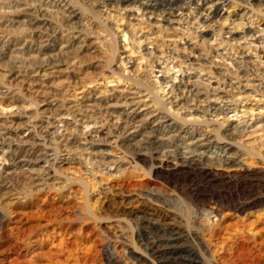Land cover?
<instances>
[{"label":"rangeland","instance_id":"1","mask_svg":"<svg viewBox=\"0 0 264 264\" xmlns=\"http://www.w3.org/2000/svg\"><path fill=\"white\" fill-rule=\"evenodd\" d=\"M168 1L165 22L142 0H68L72 21L41 1L0 0V264H163L147 247L148 221L184 231L180 251L204 264H264V58L254 53L264 49V0ZM238 49L253 58L239 63L241 77ZM179 65L208 76L198 82L206 92L228 90L231 108L170 103ZM150 131L180 150L201 142L208 178L191 166L169 176L181 166L161 164L164 149L140 157Z\"/></svg>","mask_w":264,"mask_h":264},{"label":"bare ground","instance_id":"2","mask_svg":"<svg viewBox=\"0 0 264 264\" xmlns=\"http://www.w3.org/2000/svg\"><path fill=\"white\" fill-rule=\"evenodd\" d=\"M31 1V4L33 3H37L39 1H41L42 3V8L44 7V9H47V8H50V9H54V7L57 8V10H62L65 14L66 17L68 18H71L70 21H72L74 18L76 17H79L78 16V12H76V8L68 2V0H29V3ZM107 2H110L112 1L113 3H118V2H121V0H105ZM142 3L146 6H150L152 7V10L151 11H160V16L163 17L162 21H165V22H168L170 21V17L168 16L169 13H171V9L174 8V5H175V2L173 1H168V0H142ZM39 5V4H38ZM38 7V6H37ZM36 7V8H37ZM12 10V9H11ZM21 10V9H20ZM19 10V11H20ZM24 10V9H23ZM55 10V11H57ZM31 11V10H30ZM28 10V12H26V15H28V18L26 20H28V24L29 26H32L33 29H37V25H38V19H35L33 17H31V12ZM13 12V11H12ZM15 12V11H14ZM17 12V11H16ZM22 12V11H20ZM20 12H18L17 14H15L16 16H19ZM25 12V11H24ZM98 12V10H97ZM40 14V13H39ZM12 17V16H11ZM10 17V18H11ZM117 17V16H116ZM136 17V16H135ZM63 18V17H62ZM11 21H15V22H18V21H21L19 20V17L16 18V17H12ZM77 21V20H76ZM81 21V20H80ZM74 22V21H73ZM68 23V22H67ZM70 23V22H69ZM71 24V23H70ZM35 27V28H34ZM72 27V25H71ZM133 27V26H131ZM24 29V28H22ZM136 29V28H135ZM138 30V29H137ZM86 31V30H85ZM128 31V30H127ZM143 31L140 26H139V32ZM128 33H124V42H127V40L130 39V37H128L127 35ZM136 34V33H135ZM257 34V33H256ZM35 35V34H34ZM40 35V34H39ZM139 35V34H138ZM43 36V35H42ZM41 35L39 37H42ZM140 36V35H139ZM151 37V36H150ZM253 37V36H252ZM153 38V37H152ZM47 39V38H46ZM215 40V39H213ZM45 41V40H44ZM145 42V41H144ZM153 42V41H152ZM254 42V41H253ZM15 44V43H14ZM16 45V44H15ZM156 45V44H155ZM250 45V44H249ZM255 46V44H253ZM259 45V44H258ZM256 45V47H259V50L256 48V51L254 52L259 58H264V49L261 48L262 46H258ZM2 46V45H1ZM70 46V45H68ZM191 46V45H190ZM193 46V45H192ZM13 50L15 51H19V50H24L26 48H21L20 46H13ZM2 48V47H0ZM72 48V47H71ZM245 48V47H244ZM73 49V48H72ZM71 49V50H72ZM237 49V48H236ZM261 49H263L261 51ZM151 50V49H150ZM69 51V50H68ZM73 51V50H72ZM169 52V51H168ZM167 52V53H168ZM217 52V51H216ZM221 52V51H219ZM217 52V53H219ZM250 52H252V50H250ZM64 54V51L61 52ZM66 53V52H65ZM70 53V52H69ZM68 53V55H69ZM72 53V52H71ZM70 53V55H71ZM87 53V52H85ZM172 53V52H171ZM225 52H222L221 54H224ZM34 54V53H33ZM55 54V53H54ZM146 54V53H145ZM155 54V52L153 50L149 51V53L147 54V57H149L150 55H153ZM157 54V53H156ZM193 54V53H192ZM76 55V54H75ZM173 55V54H172ZM195 55V54H194ZM220 55V54H218ZM234 55V54H233ZM251 53L250 54H247L245 51L243 50H237L235 52V56L232 57V63L234 64V68H236V74L237 76L241 77V76H245V73L244 75H241L239 74V69L240 66H239V63H250L251 60H253V58H251ZM13 56V55H12ZM56 55H54L55 57ZM22 57V56H21ZM27 57V56H25ZM29 57V56H28ZM27 57V58H28ZM88 57V56H87ZM172 57V56H171ZM196 58H198L199 56H194ZM76 58V57H75ZM177 58V57H176ZM23 59V58H22ZM43 59V58H42ZM52 59V58H51ZM50 59V60H51ZM57 59V57H56ZM49 60V59H48ZM49 62L47 61L46 64H41V65H37L35 66V71H37L36 73L34 74H38L40 73L42 70H48L50 68H54V67H57L58 65H60L59 61H62V59H57L58 63L57 62ZM63 60H65L63 58ZM212 60V59H211ZM220 61V60H219ZM11 62V61H10ZM157 62V61H156ZM189 62V61H188ZM212 62V61H211ZM158 63V62H157ZM194 63V62H193ZM29 64V63H27ZM245 66H248L249 64H247ZM170 65V64H169ZM232 65V64H231ZM241 65V64H240ZM144 66V65H143ZM196 66V65H195ZM258 66V65H257ZM23 67V66H22ZM166 67V66H165ZM169 68L166 69V72L170 69L171 66H168ZM183 66L179 65V68L180 70H182V74L180 77H178V74L175 75L174 77V81L172 83V86H171V91L169 93H171V102H174L176 104H191L194 103V106L193 107H188V110H192L193 108L197 109V107H199V103H205V104H208V105H205V106H208V108H211V109H214L215 106L214 104L216 103H219V100H221V102H224L223 103V107H225L226 109H230L231 108V104H233V101L232 99H229L230 97L228 96V90H224V88H217L216 85L214 87V85L211 87V90H208L210 91V94L209 92L204 89H202V87L200 86V83L198 82H202V83H206V80L208 81H211L209 80V77H203L202 73H200V76H198L199 78L196 79L194 75H187V74H184L186 70H183L182 69ZM230 67V66H229ZM242 67V66H241ZM250 67V66H249ZM60 68V67H59ZM56 69V68H55ZM54 69V70H55ZM140 69V68H139ZM248 67H244V69L242 71H245L247 70ZM252 69V68H251ZM205 70V69H204ZM137 71V70H136ZM207 71V70H206ZM130 72V71H129ZM263 72V71H262ZM165 73V74H166ZM264 74V73H263ZM39 75V74H38ZM262 75V73H261ZM34 76V75H33ZM236 76V75H235ZM236 76V78H237ZM201 77V78H200ZM262 77H264L262 75ZM158 78V77H157ZM180 78V79H179ZM244 78V77H242ZM247 78V77H245ZM176 79H179V81H175ZM264 79V78H262ZM38 82V81H37ZM40 83V82H39ZM209 83V82H207ZM230 84V83H229ZM245 84V83H244ZM243 84V85H244ZM263 84V87H264V81L262 80H259V85ZM209 85V84H208ZM238 85V84H237ZM210 86V85H209ZM232 86V85H231ZM158 87V86H157ZM204 87V86H203ZM206 87V86H205ZM238 87V86H237ZM243 87V86H242ZM258 87V86H257ZM260 87V86H259ZM208 88V87H207ZM245 88V87H244ZM250 89V88H249ZM258 89V88H257ZM237 90V89H236ZM242 90V89H241ZM245 91V90H244ZM234 92V91H233ZM242 92V91H241ZM263 92V91H262ZM209 94V95H208ZM230 94V93H229ZM236 94V93H235ZM239 94V93H238ZM233 95V94H232ZM250 95V94H249ZM231 96V95H230ZM235 96V95H234ZM240 96V95H239ZM242 96V94H241ZM210 97H212L210 99ZM155 98V97H154ZM238 98V97H237ZM256 98V97H255ZM235 100V99H234ZM134 102V101H132ZM136 102V101H135ZM169 102V101H168ZM139 103V102H138ZM148 103V102H147ZM235 103V102H234ZM128 104V103H127ZM148 105V104H147ZM138 106V105H137ZM202 106V105H201ZM89 108V107H88ZM200 108V107H199ZM93 110V109H92ZM245 110V109H244ZM129 111V110H128ZM171 111V110H170ZM248 111V110H247ZM252 111V110H251ZM173 112V111H172ZM175 113V112H174ZM245 114V111L243 112ZM86 114V113H85ZM136 114V111L133 110L131 111V117L134 116ZM193 115V114H192ZM85 117V116H84ZM127 117V116H126ZM157 121H159L160 123L165 121L163 120L165 118L164 115H160V114H157ZM136 120V119H135ZM80 121V120H79ZM133 122V121H132ZM65 123V122H64ZM131 122L129 119H123L122 120V123L120 124V128L121 130L123 131H126L129 129V126H130ZM136 125V124H135ZM42 126V125H40ZM87 127V125H85ZM136 128V127H135ZM42 129H45V132H48V129H49V126H43ZM235 129V128H234ZM133 130V129H132ZM211 130V129H210ZM176 132V131H175ZM149 135L147 134L146 135V138L142 139L144 141V143H142V145L140 146V151L138 153H140V157L142 158H146V156H143L145 154H142L143 150L147 151L150 156V158L152 160L156 159V156L154 154H156L155 152L156 151H161V149H164L165 151L163 152H166L164 153L165 157L160 160L159 162H161V164L165 165L166 167L168 168H174L173 166H176V165H179L181 167L179 168H176L174 170V174H170L169 176H172V175H175V174H180V173H184V174H187L188 172L186 170H189L190 172L193 173V178L196 179L198 177L201 178L200 181L203 182V180H205L206 178H208V176H206L205 174H203L202 176L200 175V170L199 168H204L205 166L208 167V164H206L204 162V155L205 154H202V150L199 152V149L200 148L199 146H203V144L200 142H192V143H189L188 142V145H187V150H180L179 148V144L177 142H175L174 140V136H168V137H164L165 135H163V137H160L158 136L154 131H150L148 132ZM146 134V133H145ZM163 134V133H162ZM175 134V133H174ZM176 135V134H175ZM47 137V135H46ZM55 137V136H54ZM93 137V134L92 136ZM173 137V138H172ZM12 138V137H9V139ZM7 139V138H6ZM8 139V140H9ZM203 139V138H202ZM1 141V140H0ZM194 141V140H193ZM6 142V141H5ZM10 143V142H9ZM34 143V142H33ZM92 143V141H91ZM185 143V142H184ZM8 144V143H7ZM38 144V143H37ZM51 144V143H50ZM66 144V143H65ZM181 144V143H180ZM211 144V143H210ZM77 145V144H75ZM139 145V144H138ZM185 145V144H184ZM33 147V146H32ZM172 147V148H171ZM6 148V147H5ZM169 148L173 149V150H170ZM71 149V148H70ZM202 149V148H201ZM216 150V149H215ZM48 151V150H47ZM226 151V150H225ZM46 152V151H45ZM94 152V151H93ZM89 153V152H88ZM146 153V152H145ZM204 153V151H203ZM147 155V154H146ZM51 157V156H50ZM208 157H210L208 155ZM214 157V156H213ZM219 157V156H218ZM216 158V156H215ZM222 158V157H221ZM220 158V159H221ZM74 159V158H73ZM207 159V158H206ZM212 159V158H211ZM218 160V158H216ZM214 159V160H216ZM69 160V159H68ZM94 160V159H93ZM92 160V161H93ZM98 160V159H97ZM213 160V161H214ZM221 161V163H229L231 162L232 160H230V158H227L225 157V159H221L219 160ZM50 162V161H49ZM208 163V162H207ZM206 164V165H205ZM46 165V164H45ZM58 165V164H57ZM60 165V164H59ZM182 166H191V169H186L184 170L182 168ZM210 166V165H209ZM212 166V164H211ZM215 167V166H214ZM41 168V167H40ZM39 168V169H40ZM212 169V168H211ZM210 169V170H211ZM37 171V170H36ZM217 171V170H216ZM41 172V171H40ZM46 172V171H45ZM209 172V170H208ZM210 173V172H209ZM43 174V173H42ZM202 174V173H201ZM168 175V174H167ZM180 176V175H179ZM185 176V175H184ZM261 176V175H260ZM165 178V177H164ZM175 178V177H174ZM192 178V179H193ZM3 179V178H2ZM9 179V178H8ZM240 179V178H239ZM178 181V179H177ZM194 181V180H193ZM199 182V181H198ZM224 182V181H223ZM175 183V182H174ZM207 183H210V181L208 180ZM32 184V183H31ZM42 184V183H41ZM204 184V183H203ZM174 185V184H173ZM187 186H189L187 184ZM198 186V185H197ZM213 186H216V185H213ZM246 186V185H245ZM201 187V186H200ZM184 188V187H183ZM194 188V187H193ZM221 188V187H220ZM220 188H219V191H220ZM235 188V187H234ZM202 189V188H201ZM200 189V190H201ZM226 189V188H225ZM198 190V191H200ZM214 190V189H213ZM218 191V193L220 194V192ZM187 192V191H186ZM196 192V191H195ZM185 193V192H184ZM249 193V192H248ZM232 194V192L230 193ZM247 196V195H246ZM221 197V198H220ZM220 200L223 201V202H226L228 201V195H221L220 194ZM237 197V196H236ZM206 198V197H205ZM246 198V197H245ZM259 199V198H258ZM250 200V199H249ZM247 200V201H249ZM237 201V200H236ZM235 201V202H236ZM245 201V200H244ZM234 203V205L237 207L239 206V208H246V206L252 202V203H259V200L255 199L253 201H250V202H244V203ZM199 203V202H198ZM232 203V202H231ZM259 205V204H258ZM203 208V207H202ZM238 208V207H237ZM151 212V211H150ZM154 212V211H153ZM147 216V215H145ZM145 218V217H144ZM149 219V217H148ZM157 220V219H156ZM149 224V226L147 227V229L145 230L146 231V244L148 245L147 247L151 249L152 253L155 255V257H152L153 259L156 258L158 261H160L161 263L163 262V264H165L164 262H168V264H204L201 260L198 259V257L195 255V253H193L192 250H188L189 252H186L184 253L185 251H180L181 247L180 245L182 244L180 241L182 239L183 236H185V232L182 231V230H179V229H176V228H173L171 226H163V225H158L157 226L155 225L156 223L155 222H147ZM147 224V225H148ZM146 225V224H145ZM154 225V226H153ZM152 236H151V235ZM149 235V236H147ZM141 237V236H140ZM144 238V237H143ZM144 240V239H143ZM180 247V248H179ZM146 248V247H145ZM147 248V249H148ZM146 251V250H145ZM150 251V250H148ZM151 253V252H150ZM148 255V254H147ZM150 256H152L150 254ZM149 256V257H150ZM155 260V259H154ZM151 262H153L151 260ZM157 263V261H156Z\"/></svg>","mask_w":264,"mask_h":264}]
</instances>
